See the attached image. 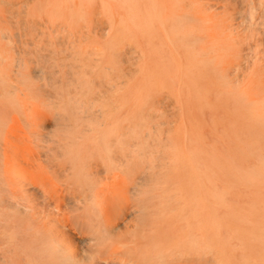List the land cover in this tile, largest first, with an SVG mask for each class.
<instances>
[{
    "label": "rangeland",
    "instance_id": "374dc122",
    "mask_svg": "<svg viewBox=\"0 0 264 264\" xmlns=\"http://www.w3.org/2000/svg\"><path fill=\"white\" fill-rule=\"evenodd\" d=\"M147 1L157 3L149 6ZM155 1L6 0L0 4V24L4 23L0 33L22 30L30 39L43 33L45 37L35 38L48 47L51 34L72 32L83 37L88 49L98 47L100 60L110 64L123 45L127 50L124 87L117 101L125 103L114 110L121 111L118 115L113 113L124 114L119 118L112 113V130L116 132L119 125L133 130L139 143L144 137L143 143L150 142L173 158L161 171L159 195L180 203L157 226L162 262L264 264V0H257L263 6L260 18L247 16L256 19V31L245 32L241 43L238 38L220 40L228 33L219 27L232 12L235 18L244 14L239 7L246 0H228L237 5L234 9L226 2L227 11L221 8L222 0L221 7L219 0H164V6L162 0ZM213 11L223 16L212 15ZM231 20L228 23L239 21ZM133 24L143 26L135 29ZM246 43L254 46L252 58L245 51ZM201 196L203 255L195 249H177L183 237L186 242L198 235ZM7 207L0 205V264H12L17 254L12 247V207Z\"/></svg>",
    "mask_w": 264,
    "mask_h": 264
},
{
    "label": "bare ground",
    "instance_id": "6f19581e",
    "mask_svg": "<svg viewBox=\"0 0 264 264\" xmlns=\"http://www.w3.org/2000/svg\"><path fill=\"white\" fill-rule=\"evenodd\" d=\"M222 1L220 7L229 10L231 1ZM256 2L237 6L244 14L229 15L233 23L239 21H224L219 31L228 35L220 40H241L245 32L256 31L255 21L263 14ZM234 3L235 7L229 4L235 9ZM216 7L213 10L220 9ZM215 11L212 15L223 13ZM137 25L132 26H143ZM21 32L0 33V205L12 207V247L17 250L12 264H166L158 248L157 226L161 217L176 211L180 200L162 198L159 183L163 167L173 158L143 143L144 137L139 143L135 131L122 125L115 132L110 122L114 110L125 103L117 96L123 92L127 50L119 46L114 65L101 61L98 47L91 51L82 44L83 37L72 32L47 33L52 35L47 36L48 47L35 38L45 37L43 33H32L30 39ZM245 47L249 58L255 56L253 45ZM198 212V235L186 242L183 237L177 249L203 255L202 196Z\"/></svg>",
    "mask_w": 264,
    "mask_h": 264
}]
</instances>
